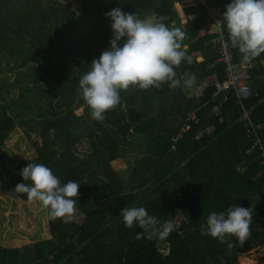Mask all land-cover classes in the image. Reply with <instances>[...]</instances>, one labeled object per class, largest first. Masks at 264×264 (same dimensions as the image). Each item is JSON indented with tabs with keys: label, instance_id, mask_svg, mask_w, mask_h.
Instances as JSON below:
<instances>
[{
	"label": "trees",
	"instance_id": "1",
	"mask_svg": "<svg viewBox=\"0 0 264 264\" xmlns=\"http://www.w3.org/2000/svg\"><path fill=\"white\" fill-rule=\"evenodd\" d=\"M182 1L78 0L73 9L56 0H0V66L14 76L12 84L0 87V167L12 194L23 202L31 200L15 188L24 182L20 172L28 163L44 164L62 183L80 184L73 218L66 223L48 216L50 240L21 248L26 240L3 243L18 249L0 246V264H238L264 246L262 153L251 150L243 110L232 92L214 96L215 86L208 85L198 98L190 97L212 76L219 83L226 77L224 66L210 68L218 46L217 33L208 30V12L201 5L191 8L186 13L196 18L182 25L175 9ZM206 2L222 20L231 0ZM115 8L139 18L162 17L184 31L182 49L192 63L175 71L177 77L195 74L197 80L191 89L167 83L147 90L132 86L121 91L122 106L99 122L91 118L78 82L108 49L112 30L105 13ZM232 50L236 62L243 59ZM250 62L251 96L243 107L251 123L262 127L264 142V54ZM15 90L18 94L11 95ZM15 129L40 142H31L33 160L8 170L1 151ZM84 142L89 152L82 157L77 151ZM136 148L143 155L135 157L125 180L111 165ZM233 205L252 208L253 217L249 238L241 243L230 237L229 249L202 235L201 225L211 212ZM126 207H145L161 227L176 215L185 222L166 239H137L142 230L126 228L120 216ZM162 245L166 254L159 250Z\"/></svg>",
	"mask_w": 264,
	"mask_h": 264
},
{
	"label": "clouds",
	"instance_id": "2",
	"mask_svg": "<svg viewBox=\"0 0 264 264\" xmlns=\"http://www.w3.org/2000/svg\"><path fill=\"white\" fill-rule=\"evenodd\" d=\"M105 16L111 21L109 47L98 59L92 60L90 70L78 82L92 119L103 122L107 112L122 106L121 91L132 86L147 90L167 83L174 88L191 89L196 84L195 74H187L181 80L175 71L183 62L192 63V57L182 49L184 31L169 27L162 17L139 18L135 12L128 13L121 8L112 9ZM217 24L227 31L231 46L245 61L264 54V0H231ZM20 175L24 182L17 184L15 191L41 202L48 209L49 219L63 218L67 223L73 218L79 200V183H62L49 167L37 163H28ZM120 216L126 228L135 226L142 230L137 233V239L144 236L166 239L174 230L171 222L161 227L157 217L145 207H126ZM252 217V208L238 205L221 212L213 211L201 225V234L228 244L230 249V237L241 243L249 238Z\"/></svg>",
	"mask_w": 264,
	"mask_h": 264
},
{
	"label": "rangeland",
	"instance_id": "3",
	"mask_svg": "<svg viewBox=\"0 0 264 264\" xmlns=\"http://www.w3.org/2000/svg\"><path fill=\"white\" fill-rule=\"evenodd\" d=\"M59 2L70 3L75 9L78 0H56ZM197 5V1H195ZM182 19L183 16H182ZM201 60H199L200 62ZM14 76L7 73L6 65L0 66V87L3 83L12 84ZM15 90L11 95H17ZM194 97V93H190V97ZM40 142L35 136L31 135L30 139L21 129H15L4 147L2 148L3 166L8 170H14L20 166L22 161L33 160L36 157L31 142ZM82 147H78L77 153L82 157L87 156L89 148L87 143H83ZM143 150L136 148L135 150L123 153L122 158L112 163L114 171L119 173L125 180L130 178L131 170L135 164V157L142 156ZM47 208L39 201L31 200L23 202L12 194L10 189L9 177L0 167V246H6L3 243L14 241L15 239L26 240L27 245L35 244L42 241L43 230L48 231ZM185 220L176 215L172 221L174 228H181ZM26 244V243H24ZM161 253L166 254L167 248L159 246ZM264 264V246L257 247L248 254L243 255L238 264Z\"/></svg>",
	"mask_w": 264,
	"mask_h": 264
},
{
	"label": "built area",
	"instance_id": "4",
	"mask_svg": "<svg viewBox=\"0 0 264 264\" xmlns=\"http://www.w3.org/2000/svg\"><path fill=\"white\" fill-rule=\"evenodd\" d=\"M197 4L203 6L208 12L207 24L208 27L217 33L216 44L218 46V58L213 62L210 68L219 65L224 66L225 81L219 83L215 76L209 78L203 85L197 86L194 90V97L198 98L208 85H213L216 88L214 96L227 91L232 92L236 101L243 110V123L246 130V137L251 142V150L258 149L262 153L264 163V142L261 139L262 127L255 126L251 123L248 112L243 107V102L251 96L250 72L254 68V64L241 59L236 62L232 47L227 40L222 27L217 24L221 21L219 17L214 15L208 7L206 0H197ZM177 79H184V76H179ZM217 109H214L216 112ZM193 118V115H191Z\"/></svg>",
	"mask_w": 264,
	"mask_h": 264
},
{
	"label": "crops",
	"instance_id": "5",
	"mask_svg": "<svg viewBox=\"0 0 264 264\" xmlns=\"http://www.w3.org/2000/svg\"><path fill=\"white\" fill-rule=\"evenodd\" d=\"M195 1H197V0H184V1L180 2L179 4H176L175 5V9H176V11L178 13V16H179V18L181 20V24L182 25H185L188 20H194L196 18V15H189V14L186 13L187 10H189L191 8H196L197 6H199L198 4L197 5L195 4ZM213 14L216 15L217 17H221L217 13H213ZM182 16H183L184 19H182ZM208 30H211V29L208 28ZM199 60L202 61V59H198V61ZM47 219H48V215H47ZM47 225H48V223H47ZM47 233H48V236L46 238H44L42 241H47V240H50L51 239V234H50L49 226H48ZM26 245H27V243L19 246L18 248L24 247ZM2 247L7 248V249H18V248H8L7 246H2Z\"/></svg>",
	"mask_w": 264,
	"mask_h": 264
},
{
	"label": "bare ground",
	"instance_id": "6",
	"mask_svg": "<svg viewBox=\"0 0 264 264\" xmlns=\"http://www.w3.org/2000/svg\"><path fill=\"white\" fill-rule=\"evenodd\" d=\"M181 11V10H180ZM245 264H246V262H245Z\"/></svg>",
	"mask_w": 264,
	"mask_h": 264
}]
</instances>
